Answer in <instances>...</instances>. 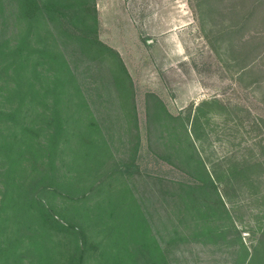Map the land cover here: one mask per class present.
<instances>
[{
	"label": "trees",
	"instance_id": "obj_1",
	"mask_svg": "<svg viewBox=\"0 0 264 264\" xmlns=\"http://www.w3.org/2000/svg\"><path fill=\"white\" fill-rule=\"evenodd\" d=\"M250 1L222 29L236 37L254 22L227 49L234 96L164 111V159L189 181L174 183L168 239L159 244L131 185L141 145L133 81L98 37L95 0H0V264H264V216L244 221L222 187L264 175V0ZM96 62L114 87L103 98L114 104L103 127L84 84L85 65ZM225 129L250 139L253 155L207 151L208 132Z\"/></svg>",
	"mask_w": 264,
	"mask_h": 264
},
{
	"label": "rangeland",
	"instance_id": "obj_2",
	"mask_svg": "<svg viewBox=\"0 0 264 264\" xmlns=\"http://www.w3.org/2000/svg\"><path fill=\"white\" fill-rule=\"evenodd\" d=\"M246 2L251 1L95 0L98 37L119 53L133 81L141 145L137 160L139 174L131 179V185L143 203L150 234L159 244L168 239L165 234L171 226L167 220L173 213L174 183L189 181L186 172L164 159L168 155L163 139L167 130L163 124L164 111L177 115L203 99L234 96L238 86L237 70L235 66H228L227 49L229 45H237L254 22L236 37L225 35L222 29L237 21ZM12 33L8 28L7 35ZM57 45L61 46L58 42ZM65 51L72 53L71 45ZM97 66L95 63L85 65L89 79L84 84L90 82L93 87L90 110L103 127L109 119L108 109L114 107L111 99L107 102L103 98L114 93V87L103 78V75L110 76L108 66L98 63ZM79 68L82 69V65L79 64ZM95 85L98 87L94 88ZM254 96L261 97L262 89L255 91ZM260 107L264 110V106ZM208 134L210 148L206 149L216 155L233 150L244 151V157H251L256 151L254 148L248 152L252 141H243L240 135L233 139L230 130L209 131ZM250 178L252 183L243 188L222 185L228 187L231 201L241 204L237 215L246 222H252L254 216H264V175ZM224 180L226 177L221 176V181ZM192 248L202 247L192 245Z\"/></svg>",
	"mask_w": 264,
	"mask_h": 264
}]
</instances>
